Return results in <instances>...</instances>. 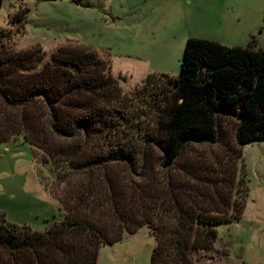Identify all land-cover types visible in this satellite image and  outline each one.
I'll use <instances>...</instances> for the list:
<instances>
[{
    "label": "trees",
    "instance_id": "1",
    "mask_svg": "<svg viewBox=\"0 0 264 264\" xmlns=\"http://www.w3.org/2000/svg\"><path fill=\"white\" fill-rule=\"evenodd\" d=\"M25 11L8 22L20 27ZM10 34L0 26V143L20 134L39 151L62 217L36 230L0 210V264H95L100 244L140 225L153 239L147 264L211 250L215 226L243 207L240 147L264 139V48L188 36L176 75L150 71L124 92V75L86 45L46 55L39 43L8 45ZM224 117L234 146L189 155L194 143L221 142Z\"/></svg>",
    "mask_w": 264,
    "mask_h": 264
},
{
    "label": "rangeland",
    "instance_id": "2",
    "mask_svg": "<svg viewBox=\"0 0 264 264\" xmlns=\"http://www.w3.org/2000/svg\"><path fill=\"white\" fill-rule=\"evenodd\" d=\"M22 6L21 26L8 22ZM0 26L11 30L8 45L39 43L46 55L60 43L86 45L109 62L112 74L124 75L118 83L125 92L147 72L176 75L188 36L264 48V0H0ZM234 122L223 118L217 145L194 143L186 152L210 158L225 150L224 143L234 146ZM33 150L20 134L0 143V209L9 220L42 230L62 217V209L43 184L54 174ZM235 163L234 194L244 196L242 210L215 226L211 250L192 252L189 264H264V139L241 145ZM43 190L58 208L41 198ZM152 244L140 225L100 244L95 264H147Z\"/></svg>",
    "mask_w": 264,
    "mask_h": 264
},
{
    "label": "crops",
    "instance_id": "3",
    "mask_svg": "<svg viewBox=\"0 0 264 264\" xmlns=\"http://www.w3.org/2000/svg\"><path fill=\"white\" fill-rule=\"evenodd\" d=\"M40 187V185H38ZM44 195L41 196V198L45 199V200H49L50 204L54 207H57V201L55 199H53L51 196L47 195L46 192L43 190ZM58 208V207H57ZM1 211H3V209H0ZM4 212V211H3ZM5 216V213H4ZM6 218V217H5ZM7 219V218H6ZM9 220V219H7ZM12 221V220H9ZM15 222V221H12ZM33 228V227H32ZM36 229V228H33Z\"/></svg>",
    "mask_w": 264,
    "mask_h": 264
}]
</instances>
